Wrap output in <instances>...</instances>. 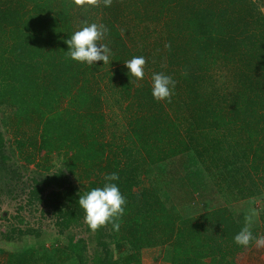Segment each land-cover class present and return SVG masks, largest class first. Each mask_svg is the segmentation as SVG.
Returning <instances> with one entry per match:
<instances>
[{"label": "trees", "instance_id": "trees-1", "mask_svg": "<svg viewBox=\"0 0 264 264\" xmlns=\"http://www.w3.org/2000/svg\"><path fill=\"white\" fill-rule=\"evenodd\" d=\"M258 3L0 0V196L23 193L18 211L54 230L0 229V240L21 243L0 248V264H141L144 250L157 264H237L236 216L264 207ZM93 22L109 29V64L68 57L64 41ZM141 55L138 86L123 63ZM154 72L176 81L170 102L153 99ZM178 156L180 171L170 165ZM112 172L125 212L118 231L93 232L79 195Z\"/></svg>", "mask_w": 264, "mask_h": 264}, {"label": "clouds", "instance_id": "clouds-1", "mask_svg": "<svg viewBox=\"0 0 264 264\" xmlns=\"http://www.w3.org/2000/svg\"><path fill=\"white\" fill-rule=\"evenodd\" d=\"M101 2L107 7L111 5L112 0H92L93 5ZM108 32L109 29L105 25L94 22L80 27L64 41L68 48V57L87 66H93L97 61L103 64L111 63V49L107 44L101 43ZM123 64L127 69V75L139 86V82L145 76V57L133 56ZM175 86L176 81L170 75L163 72L152 74L151 95L154 100L170 102ZM118 180V173L112 172L104 176L102 187L92 188L79 195L77 204L82 209L84 222L91 231L95 232L108 224H111L114 231L119 230V218L125 212L126 198L115 183ZM233 242L243 247L254 243L255 247L264 248V235L254 236L250 225L246 224L235 234Z\"/></svg>", "mask_w": 264, "mask_h": 264}, {"label": "rangeland", "instance_id": "rangeland-1", "mask_svg": "<svg viewBox=\"0 0 264 264\" xmlns=\"http://www.w3.org/2000/svg\"><path fill=\"white\" fill-rule=\"evenodd\" d=\"M257 2V0H256ZM261 10L264 14V8L261 6ZM111 113V112H110ZM184 156H178L171 159L170 165H174L177 171H180L181 164L183 163ZM18 164H22L21 162H18ZM23 165V164H22ZM29 171L33 170V168L30 166L27 168ZM28 174V173H27ZM197 198V197H196ZM200 199V197H199ZM25 200V196L23 193L18 192L15 199H11L9 196L3 194L0 196V229L1 231H9L12 227L13 228H20L23 229L25 226H29L32 228H40L41 231H44L46 233H54L53 228L51 227V222L49 219L41 218L37 212L32 213L31 209L28 207L23 208L21 211H18L17 207L18 205L22 206ZM200 200H196L197 208L203 212L207 209H205V205H202L200 203ZM214 199L212 198L211 203L208 205L209 207H216V202L214 203ZM252 205L251 211L252 215L250 217H244L241 214H238L236 216L237 221L239 222L241 228H243L246 224L250 225V228L252 227H264V207L262 206L263 203H260L259 201L254 203H250ZM237 214V213H236ZM23 220L22 223H20L19 220ZM82 235V234H81ZM26 242L29 241V243H33V237H26ZM14 241H5L0 240V248L5 251H12L14 249L20 248L21 243H19L18 247H15ZM237 264H262L264 263V248H257L255 245L253 246H247L242 247L238 251L236 257H235ZM141 264H157L152 256V253L150 250H144L142 254V262Z\"/></svg>", "mask_w": 264, "mask_h": 264}]
</instances>
